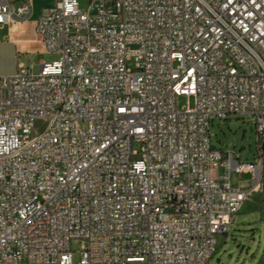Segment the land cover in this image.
I'll return each instance as SVG.
<instances>
[{"label":"built area","instance_id":"2783aa9c","mask_svg":"<svg viewBox=\"0 0 264 264\" xmlns=\"http://www.w3.org/2000/svg\"><path fill=\"white\" fill-rule=\"evenodd\" d=\"M35 28L60 58L0 75V264H207L264 190V0H56ZM232 115L253 161L212 142Z\"/></svg>","mask_w":264,"mask_h":264},{"label":"rangeland","instance_id":"374dc122","mask_svg":"<svg viewBox=\"0 0 264 264\" xmlns=\"http://www.w3.org/2000/svg\"><path fill=\"white\" fill-rule=\"evenodd\" d=\"M80 9L88 11L91 0H78ZM56 0H34L32 2V18L40 15L43 8L53 6ZM37 32V31H36ZM28 38L36 37L33 31ZM60 58V54L49 52L40 43L31 47L13 52L5 62L0 64V71H12L19 69L23 61L25 68L39 71L41 62H53ZM181 105L186 104L187 97L179 98ZM194 104V98H190ZM37 127L42 128V123L37 122ZM212 142L214 146L222 150L235 151L236 157L241 161L252 160L257 152V133L255 124L249 115H232L227 120H214L211 127ZM139 156H132V160ZM251 174L232 173L234 185L244 184L250 186ZM245 180V181H244ZM230 232L218 235V249L207 264H262L264 261V190L255 192L244 204L241 212L234 222L229 225ZM72 260L79 264L82 258L81 243L73 240L71 244Z\"/></svg>","mask_w":264,"mask_h":264},{"label":"crops","instance_id":"0c3cea01","mask_svg":"<svg viewBox=\"0 0 264 264\" xmlns=\"http://www.w3.org/2000/svg\"><path fill=\"white\" fill-rule=\"evenodd\" d=\"M37 18L38 17L32 18V16H30L29 19L22 23H12L3 27L0 36V64L5 62L13 52L27 49L35 43H40L45 49L41 36L36 32L35 23ZM31 31L35 33L36 37H27ZM21 63L24 64L23 61ZM11 73L13 72L0 71V75H8Z\"/></svg>","mask_w":264,"mask_h":264},{"label":"bare ground","instance_id":"6f19581e","mask_svg":"<svg viewBox=\"0 0 264 264\" xmlns=\"http://www.w3.org/2000/svg\"><path fill=\"white\" fill-rule=\"evenodd\" d=\"M257 191H259V192H260V191H261V189H260V188H257V189L255 190V192H257ZM255 192H254V194H255Z\"/></svg>","mask_w":264,"mask_h":264},{"label":"water","instance_id":"95a60500","mask_svg":"<svg viewBox=\"0 0 264 264\" xmlns=\"http://www.w3.org/2000/svg\"><path fill=\"white\" fill-rule=\"evenodd\" d=\"M263 149H264V143H263ZM262 264H264V262Z\"/></svg>","mask_w":264,"mask_h":264},{"label":"trees","instance_id":"16d2710c","mask_svg":"<svg viewBox=\"0 0 264 264\" xmlns=\"http://www.w3.org/2000/svg\"><path fill=\"white\" fill-rule=\"evenodd\" d=\"M264 262V261H263Z\"/></svg>","mask_w":264,"mask_h":264}]
</instances>
